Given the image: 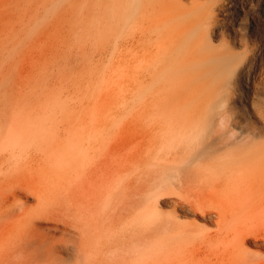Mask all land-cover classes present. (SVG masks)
I'll return each mask as SVG.
<instances>
[{"label":"rangeland","instance_id":"374dc122","mask_svg":"<svg viewBox=\"0 0 264 264\" xmlns=\"http://www.w3.org/2000/svg\"><path fill=\"white\" fill-rule=\"evenodd\" d=\"M149 6L152 10L136 19L170 20L168 25L171 32L160 25L149 30L139 28L140 32L144 30L149 37L160 32L163 34L165 30L168 34L174 33L180 37L174 50L180 52L175 54L174 51L172 57L178 55L186 60L189 56L187 65L193 73L188 71L189 74L183 79L185 84L192 79L186 84L188 88L183 87L181 98H185V105L196 104L203 98L202 95L218 89L222 94H228L236 111L246 110L251 119L250 125L264 136V0H152ZM89 7H96L92 0H0V190L5 188L0 192V199L4 198L0 203V264H49L41 260V249L45 252L57 246L60 250L63 247L62 231H73L75 227L72 226L80 221L79 218L76 221L77 216H85L84 213H73L78 211L75 204L83 197L86 201V197L75 181L72 182L77 176L73 167L84 163V152L81 155L79 152L75 159L72 156V163H68L72 167L71 174H74V178L73 175L70 177L71 184H68L71 191L64 190L63 181L66 165L64 144L66 147L68 143L69 147L71 144L67 138L70 128L66 130L65 125L73 127V117L84 111L109 115V121L105 125L87 129L85 133L81 132L82 137L88 135L90 138L112 140L110 148L115 153L114 157L118 153L119 156L115 158L119 162L123 155L127 159L123 162L130 168L129 196L126 195V206L122 210L125 220L123 224H116L110 232L111 249L112 245L115 250V243L126 245L117 246L120 250L116 248V253L113 251L114 258L109 249V257L106 254L108 261L112 258V264H264V210L242 207L237 203V177L241 168L237 156L239 141L224 129L215 127L207 140L218 155L214 160L213 172L200 174L198 171L190 177L183 175V178L174 176L164 179L161 184L157 193L160 203L157 206L160 204L158 208L165 215L175 217L176 226L172 224L174 220L171 217L170 224L166 222L168 218L163 216L157 218L142 214L139 219L136 217L143 207L135 209L128 203L131 197L132 202H136L140 196L147 194L143 188L144 178L137 177L141 175L143 156L139 98L144 92L140 79L133 82L136 78L131 77L132 70L141 67L142 49L136 41L140 32L136 28L135 31L131 28L121 29V25L114 23V34L111 32L107 37L97 39L90 28L91 20L95 19L93 13L97 12ZM102 11L98 10L96 14L99 25L100 19L107 16ZM131 31L135 33L131 41L133 47L136 45L135 49H126L125 46L107 48L114 41L125 43L128 39L126 43H130ZM190 47L201 53L196 54V50L194 53L193 49L189 50ZM102 49L106 52L98 55ZM89 67L97 69L90 79L87 77ZM261 140L253 151L264 150V137ZM117 148L119 150L114 152ZM94 150L99 151V148L90 151ZM182 182L193 186L185 187ZM112 184L110 190L113 191ZM136 185L141 188L133 190L132 187ZM72 190L77 193L75 196ZM64 191L74 197L71 195V208L66 213L64 197L67 192ZM147 202L151 206L153 199ZM68 205L66 209L70 207ZM131 205L134 206V203ZM80 206L77 205L78 208ZM12 211L15 214L12 215ZM24 211L31 216L34 212H40L38 216L34 213L35 217L32 218L34 225L30 228L35 229H31L33 232H28L29 225L19 227L27 228L24 229L27 234L18 231L16 225L17 217L26 214ZM67 211L72 213L69 215ZM65 214L71 219L66 218ZM20 218L17 221L23 222V218ZM126 219L128 223H125ZM11 223L15 224L16 230ZM13 230L15 232L9 236ZM18 232L25 239L29 234L33 237L29 239L32 248L30 245L23 246L20 240L25 239ZM122 233H125L126 239ZM17 234L21 238H17ZM44 235L50 245L46 240L41 241ZM11 237L17 240L13 241ZM42 243L47 246L42 247ZM18 244H22V247ZM29 246L31 249H27ZM19 249L22 252L19 253ZM242 249L254 260L245 258L246 253ZM35 251L37 255L33 260L31 254H35ZM59 253L65 256L63 249Z\"/></svg>","mask_w":264,"mask_h":264},{"label":"bare ground","instance_id":"6f19581e","mask_svg":"<svg viewBox=\"0 0 264 264\" xmlns=\"http://www.w3.org/2000/svg\"><path fill=\"white\" fill-rule=\"evenodd\" d=\"M92 1L94 2V5H96L95 8L89 7L93 12L96 11L97 12L96 14L98 15L99 13L98 10L100 11L103 10L102 12H105L104 14H107V16L104 19L103 18L100 19L101 25H99L98 17H96V14L92 12L94 14L95 19L91 20L90 28H92V31H93L92 33H94L95 38L97 39H100L102 37H107L109 33L111 34V32H113L114 34L115 32L114 23L118 24V26L121 25L120 26L121 29L131 28L132 31L135 28L136 30H139V28L140 30L142 28L144 30L145 29L149 30V29L156 27L157 25H160V26L167 27L166 29L167 32L168 31L171 32L170 30L171 28L169 29V25H168L170 24V20H167V21L160 20L159 21L158 19L154 20L152 18L151 21H147L146 19L145 20L136 19V17L143 15V14L146 15L152 10L150 9V6H149L151 5L152 0H92ZM86 10L89 11V9L87 8ZM129 19H131V21H129ZM94 25H98L97 26L98 28H93ZM144 30H142L143 32H140V33L138 32L140 36L139 38L136 37L137 44L142 49L141 67L139 70H132L133 73L131 72V77L136 78L133 80V82H135L137 79H140L141 87L144 92L142 94V97L139 98V101H140L139 103L141 105L139 109L140 114H141V123L139 124L141 125L140 128H142V136H143V141H142L143 156H142V163H141L142 170L140 171L141 175L139 176L136 175V176L137 177L141 176L144 178L143 180H145V184L143 188L145 189L147 194L145 193L143 197L140 196L136 202H132V197H131V201L128 203L129 206L135 207V209H139L137 208L138 206H141L144 208V209L143 208L140 209L141 213L139 212L136 215V217L139 219V217L142 214L143 215L150 214L157 218H160V217L162 218L163 216L164 218H168V221L166 220L168 224L171 223V221H169V218L171 217L170 219L174 220V222L172 221V224L173 225L176 224L175 217H173L172 215H170L169 217L159 210L158 206L160 204L158 206L157 204L160 203V201L158 200L159 195H157V193L164 179H167V178L169 179L174 176L182 177L183 175L190 177L193 174L195 175V173H198V171L200 172V174L201 172H205V171L213 172V167L215 163L214 160L217 159L218 155H217V151L213 149L212 144L208 142L207 140L210 137L211 132H213L215 127L219 129H224L226 133H229L232 136H235L237 141H239V144L237 146V156H238L241 168L238 169L239 175L237 177L239 178V184H238L239 190H238L237 203L239 202V205L242 207L245 206V207L254 208L257 210H264V150H255V151L252 150L257 145V143L259 144V141L260 142L262 141L261 139L264 137L263 133L259 131L258 129H256L253 125H250L251 124L250 116L248 115V113L246 112L244 108L236 111L232 107V102L230 101V97L228 96V94L227 93L222 94V91L221 92L217 91L218 89L213 91V93H210L211 96H207V95H210L209 92L206 93L207 95L204 94L205 96L202 95L203 98L200 99L198 103L196 104L194 103L195 105L192 104L194 106L192 105L189 106L188 104L185 105L184 102L186 100H184L185 98L184 99L181 98V95L183 94V90L189 87V86L187 87L186 84L191 79L190 78L186 82V84L184 83L185 81H183V79H185L187 75L189 74L188 73L189 64L187 65V63L189 62L188 61L189 56L186 58V60H182V58L179 57L178 55H176V58L172 57V53H175L177 50V49L174 50V46L176 45L177 42H179L180 37L174 33L168 34L166 30L163 34L160 32V34H155L154 37L153 36L149 37L146 32H145L146 34L144 33ZM123 31L127 33V31L125 30ZM128 34L126 35L128 36ZM134 37H135V33L132 34L129 40L130 43H126L128 39L126 40L125 38L124 39L126 40L125 43L123 41H119V42L114 41L112 44L108 45L107 48L108 49H118V47L125 46L126 49H135L136 45L135 47H133L134 43H132L133 42L132 40ZM192 49L190 47L189 50H192ZM195 50L197 52L196 54L201 53L197 51V49ZM195 50H194V53H195ZM103 52H106V51L102 49L97 54L98 55L101 54L102 56ZM179 52H176L175 54ZM196 54H195V58L197 57ZM198 58H200V56ZM95 72H97L96 67H89L88 68L89 76L87 74V77L89 79L92 78V75L95 74ZM189 72H192V70ZM72 80L76 81V78H73ZM203 83H202V86H203ZM216 97H217V100H216ZM107 117H109V115L102 116L101 114L97 112L84 111L81 113V115H76V117H73L75 121V124L73 127L65 125L66 130L70 128L69 129L70 131L68 130L67 132L68 137L67 136L66 137L68 138V141H71V144H70V147H69V143L67 144L68 145L67 147H66V144H64L65 149L63 150L64 151L63 157L66 162V165L64 163L65 165L64 178H63L64 187H65L64 190L69 189L71 191L72 188L71 189L69 188V185L71 184V181H72V180L70 181V177H72L73 175V178H74V174L77 175L76 179L73 180L72 182L75 181V184L79 188H81L80 191L83 192L82 194H84V196L86 197V201H84L85 200L84 197L80 201L83 200L84 203L86 202V204H84L82 201L83 210H81L82 206L80 205L82 203L80 204V201L78 204L75 202L77 205L80 206L79 208L81 211H79V208L75 204L76 210L78 211L77 213L76 212H73V213L75 214L81 213V215H83L84 213L85 216H83V218L82 216L81 217L77 216L76 221H78V218L80 221H78V223H75V225L72 226V227H75L73 231L71 230H70L71 232L62 231L63 237L62 235L60 236L62 237L61 244L63 247L62 248L60 247V250L63 249V254L65 253V256L59 255L61 253H59L60 250H58L59 248H56L57 247L56 245H55L56 247H53L47 250L45 249L46 250L45 252L42 251L43 248L41 249L40 247L41 244L40 246H38L39 250L41 249V253L43 252L42 254L39 253L40 258L43 261H47L46 263L50 262L52 264H108L111 260L113 261L112 258L114 257L112 256V254L114 255V253H116L115 250L116 248H118L117 246L118 245L122 246L123 244L126 245V243H123V244L120 243L118 245L117 243H115L114 245L115 250L112 245L111 247L113 250L110 248V244L112 242V240L110 241V234H112L110 233L111 230L116 224L118 225L121 223L123 224L125 220L124 219L125 212H122V210L125 209L126 199L128 198L126 195L129 196L128 188H130L129 183H128V177L130 174L128 173V171L130 168L128 167L129 165H126L124 163L126 162L127 159L125 160V158H123V155H121L120 159L122 157V161H120V159H118L119 162L117 161L116 158L117 156H119L118 153H117V156H115L116 157L115 158L114 157L115 153L113 154L112 153L113 151L110 148V146L112 145L111 143L112 140L110 139L101 140L97 138L98 140H100L98 141L96 137L90 138V137H87L88 135H86V137H82L83 135H81L82 133L87 132L86 131L87 129H92V128H96V126L105 125L107 121H109ZM117 122H119V120H117ZM80 126H82V128ZM75 139H77V141ZM95 147H97V150L99 148V151H96V150L90 151L94 149ZM69 148L70 149L72 148V152L70 151ZM116 150H119V149L118 148L115 149L114 152H117ZM121 151H119L120 152L119 154H121ZM79 152H80V155L82 152H84L85 161L82 165H79L77 168L76 166H74L73 169L77 172H75L74 174L73 173L71 174L72 167L70 168L69 166V164L72 163L70 162L71 157L73 156V158L75 159L78 156ZM83 174L84 176L83 178H81L80 176ZM140 178L139 179L137 178V179L140 180ZM195 178H197V175L196 177H194V179ZM183 182L185 181L183 180ZM183 182L182 184H184ZM192 182H195V181L193 180ZM112 183H114L113 191L110 190ZM135 183L137 182L135 181ZM186 183L184 184L185 187L190 186L188 185L189 183L188 184ZM9 185L10 183L8 184V189L10 187ZM1 187L2 185L0 186V188ZM76 187H74V189L77 192ZM139 187L140 186L137 187L136 185L132 187V189L137 190V188L139 189ZM3 190L1 189L0 192ZM133 190H132V193H133ZM66 192H65L66 195L64 194L65 195L64 199H66L64 203H67V205L69 203L68 206H70L69 199L72 194H69L68 191ZM76 192L74 193L73 191L74 196L77 194ZM211 193H214V191ZM0 195H2V193ZM80 196L81 195H79V197ZM3 199L4 198L0 199V203H3ZM5 199L8 200L7 196ZM150 199H153V202H151L152 203L151 206L150 204L147 205L148 203L147 201ZM74 200H77V199H74ZM131 202L134 203V206L131 205L132 204ZM72 204H74V202ZM142 204H146V205L142 206ZM66 207H64V210H65L64 213H66V210H69V208H71V206L68 207L67 209ZM190 207L191 206H189V208ZM28 213L26 214L23 213V215H21L23 217L24 215H26L25 218L22 217L23 222L22 220L20 221L24 224L22 223L20 224V222L17 221V219L19 220V218L21 217L20 215H18L20 217H17L16 219V222H17L16 225L18 226V231L21 230L23 234H27L28 232L30 233L31 229L33 231L35 230L33 228H30L32 225H34V223H32V218L35 217L34 216L35 214L36 216H38L40 212L38 213L34 212L35 214L33 213L32 214L33 216L29 215ZM71 213H68V214L70 215ZM13 214H15V212L12 213V215ZM67 215L65 216L66 218L69 216ZM3 216L4 215H2V217ZM3 218H7V216L6 217L4 216ZM8 219L10 218L8 217L7 220ZM68 219H71V218L68 217ZM5 220L6 219H4V221ZM64 222L68 224L67 220H64ZM125 223H128L127 219ZM5 225H6V222H5ZM11 225H8V226L13 227L15 224L11 223ZM24 225L25 226L29 225L27 227L29 228V231L27 233L24 232V229H27V228H22L23 230L20 229L21 227H25ZM173 225H169V227L170 226L173 227ZM122 226H121V229H122ZM14 228L16 230L15 226L13 227V229ZM15 230H13V232H10L9 236L11 235V233L13 235ZM65 231H66V228H65ZM32 232H31V235L33 234ZM19 233L20 232H18V234ZM22 233H20L19 235L22 237V239H25L26 237L23 238L24 236ZM18 234L16 235V237L18 236L17 238L20 237ZM118 235H119V232H118ZM135 235H138V234H135ZM50 236L52 238V234ZM17 238L15 240H17ZM45 238L46 236L43 237V240H42L40 236L41 241H45L46 240ZM120 238L124 240L123 237H120ZM29 239H33V237H31L30 234L27 237V239L25 240L19 239V240L24 243L23 246H28V245L31 246L32 243L30 242L31 240ZM15 240L13 239V241ZM51 240H53V238ZM117 241H119V239H117ZM47 242H49V240ZM3 244H6V243H3ZM38 244H39V241H38ZM50 244L51 243L49 242V245ZM20 246L22 247V244ZM30 246L27 249H31L33 247L31 246L30 248ZM44 246H47V245H44ZM44 246L42 243V247ZM23 249L25 250V247ZM109 249L112 252L109 251ZM21 250L19 249V253L22 252ZM57 250H58V253H57ZM28 251L30 252V250ZM108 251L111 252V256H112L110 261L107 260V256L110 255V253L108 254ZM29 252H27V255H29ZM242 252H244L243 249H242ZM31 255H33V258H34L32 259L35 260V255H37L36 251H35V254H31ZM25 256L26 255H24V257ZM244 256L245 258L251 257L253 259V256H251L248 253H246ZM105 259L107 260L108 263L105 261ZM104 261L106 263H104ZM112 261L109 264H112Z\"/></svg>","mask_w":264,"mask_h":264}]
</instances>
